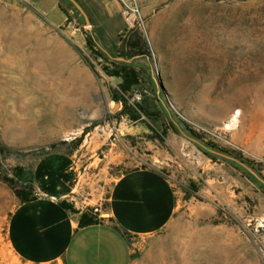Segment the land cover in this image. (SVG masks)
<instances>
[{
    "label": "rangeland",
    "instance_id": "1",
    "mask_svg": "<svg viewBox=\"0 0 264 264\" xmlns=\"http://www.w3.org/2000/svg\"><path fill=\"white\" fill-rule=\"evenodd\" d=\"M117 1L139 10L125 31L147 41L155 91L178 131L153 140L147 123L119 116L110 94L118 80L102 71L88 47L93 27L70 4L60 0L66 15L49 0L40 9L0 0V181L21 187L41 159L69 155L78 175L70 203L101 216L120 176L155 169L177 210L157 235L129 237L132 264H264V192L189 134L264 176V0ZM0 264H29L11 249L4 218Z\"/></svg>",
    "mask_w": 264,
    "mask_h": 264
},
{
    "label": "crops",
    "instance_id": "2",
    "mask_svg": "<svg viewBox=\"0 0 264 264\" xmlns=\"http://www.w3.org/2000/svg\"><path fill=\"white\" fill-rule=\"evenodd\" d=\"M25 1L39 8L42 0ZM49 1L53 8H60V0ZM76 1L88 15L100 48L116 54L120 35L126 29L120 2ZM42 11L45 16L47 11ZM77 177L69 155L50 154L38 162L33 172L35 200L21 203L12 188L0 181V218L6 219L11 249L26 263L132 264L127 235L155 236L174 219L177 197L173 185L160 171L140 168L116 180L107 210L100 216L102 222L80 227L83 211L71 213L61 206L63 201L72 200Z\"/></svg>",
    "mask_w": 264,
    "mask_h": 264
},
{
    "label": "trees",
    "instance_id": "3",
    "mask_svg": "<svg viewBox=\"0 0 264 264\" xmlns=\"http://www.w3.org/2000/svg\"><path fill=\"white\" fill-rule=\"evenodd\" d=\"M62 1L70 4L76 11H78L69 0ZM60 9L67 15V12L61 6ZM87 42L88 47L104 60L105 63H101L102 71L108 77L118 80L117 87L111 89L110 94L111 99L122 106V109L119 113L120 117H125L131 122L147 123L152 130L156 131V135H151L153 140L156 138H164V136L168 135L170 129L178 131L177 125L166 112L165 105L163 104L160 95H157L155 91V80L151 72L150 64L148 63L149 58H151V52L147 41L144 39L140 31L135 29L122 33L119 39V49L117 54H111L113 58H110L106 53H104L103 50L99 48L96 40L92 36H87ZM118 57L128 60L133 58L135 59L132 63H125L115 59ZM141 60H144L147 64H138L137 61ZM136 94H138V98H136ZM189 134L193 139L199 141L209 150L230 155L244 162L246 165L256 171L251 161L243 159L237 154L228 152L214 143L204 141L201 135L195 131L189 130ZM208 149L203 148L202 150L209 157L222 159L210 152ZM225 161L233 164L235 168L241 171L247 178L254 182L260 190L264 192V185L246 169L236 162L229 160ZM257 173L262 178H264L261 173ZM15 176L22 180L21 178H23V173L21 169H17ZM20 184L21 187L11 185V188L18 200L21 203H27L35 200L36 194L33 180L27 179L26 181H21ZM61 206L71 213L80 212L72 203L67 201H63ZM102 221L103 218L100 217V214L95 213L93 208H89L87 211L81 213L79 225L80 227H86L98 224ZM129 237L130 236L127 235L128 239Z\"/></svg>",
    "mask_w": 264,
    "mask_h": 264
},
{
    "label": "water",
    "instance_id": "4",
    "mask_svg": "<svg viewBox=\"0 0 264 264\" xmlns=\"http://www.w3.org/2000/svg\"><path fill=\"white\" fill-rule=\"evenodd\" d=\"M72 5L83 15L84 19L86 20V29H92V24L88 18V15L86 14L85 10L83 9V7L78 3V1L76 0H69ZM102 49V48H101ZM104 51V53H106L110 58H113L111 54H109L108 52H106L104 49H102ZM116 60L118 61H121V62H125V63H132L133 59H125V58H122V57H118V58H115ZM120 106V104L116 103L115 104V109H117L118 107ZM193 141L197 142L199 145H201L203 148L205 149H208L207 147H205L204 145H202L199 141L191 138ZM209 150V149H208ZM210 152L226 159V160H229V161H233V162H236L237 164H239L240 166H242L244 169H246L250 174H252L259 182H261L263 185H264V178H262L256 171H254L251 167H249L248 165H246L244 162L230 156V155H227V154H224V153H221V152H217V151H213V150H209Z\"/></svg>",
    "mask_w": 264,
    "mask_h": 264
},
{
    "label": "built area",
    "instance_id": "5",
    "mask_svg": "<svg viewBox=\"0 0 264 264\" xmlns=\"http://www.w3.org/2000/svg\"><path fill=\"white\" fill-rule=\"evenodd\" d=\"M128 28L133 29L137 25V19L139 17V10L136 8H128L123 12Z\"/></svg>",
    "mask_w": 264,
    "mask_h": 264
}]
</instances>
